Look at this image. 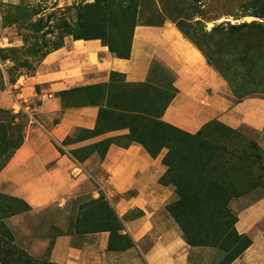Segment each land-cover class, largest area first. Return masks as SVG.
Listing matches in <instances>:
<instances>
[{
  "label": "crops",
  "instance_id": "1",
  "mask_svg": "<svg viewBox=\"0 0 264 264\" xmlns=\"http://www.w3.org/2000/svg\"><path fill=\"white\" fill-rule=\"evenodd\" d=\"M153 1L162 10V0ZM155 65L172 75L173 96L161 115L166 123L195 133L217 120L264 136V97L233 100L227 80L168 14L158 23L134 24L126 58L98 38L65 39L44 56L37 70L20 76L12 89H0V107L11 109L18 102L23 123L22 143L0 169V192L28 204V209L3 221L15 241L20 236L28 239L23 249L34 259L46 253L52 264L218 261L222 251L186 243L167 210L178 195L172 183L160 181L166 172L165 151L152 155L139 142L121 144L117 139L125 129L79 137L96 125L98 105H62L61 91L107 84L111 71L121 73L126 82H148ZM108 137L112 140L102 156L96 150L81 160L71 154ZM249 197L229 201L236 215L235 231L250 242L227 264H264V193ZM103 201L118 217L117 233L127 236L130 245L108 247L109 230L95 222L97 203Z\"/></svg>",
  "mask_w": 264,
  "mask_h": 264
},
{
  "label": "rangeland",
  "instance_id": "2",
  "mask_svg": "<svg viewBox=\"0 0 264 264\" xmlns=\"http://www.w3.org/2000/svg\"><path fill=\"white\" fill-rule=\"evenodd\" d=\"M161 4L162 10L156 7L153 0H0V89H12L13 83L20 76L37 70L44 56L67 38L79 33L96 36L123 52L137 21L158 23L168 14L176 20L182 34L198 44L214 67L235 83L234 88H229L233 100L249 95L264 97V0H162ZM147 12L148 17L145 15ZM248 17L252 19L248 20ZM242 22L247 25L231 28V25ZM153 73L148 86L129 85L122 76L114 75L107 88L95 86L85 93L101 106L108 100L111 106L119 107H109V110L101 114L99 128H104L103 132L125 129V133L117 139L121 144H127L133 138L129 128L124 126L125 122H132L133 118L141 116L146 118L143 121L147 124L146 132L141 136L150 143L154 134L169 139L175 137L169 128H162L159 134L154 131L157 127L154 121L160 119V109L172 92V75L160 65H155ZM18 109V102L11 109L0 107V162L3 149L14 143L20 129L22 133V114ZM123 109L127 111L120 112ZM211 129L207 136L209 144L225 131L215 125ZM235 130L239 136L232 135L228 151L235 149L237 144L250 152L258 151L261 154V159L253 164V170L260 171L262 178H258L256 185L241 194L250 195L247 200H251L264 193V136L247 126ZM84 134L81 132L79 137H84ZM105 144L103 142V146ZM103 146L93 145L78 152V155L82 156L92 148L103 149ZM159 150L166 152L167 148L163 146ZM205 152L196 153L202 155ZM214 156L215 161L228 160L226 167L229 170L232 168L233 158H230L229 152ZM227 178L229 176L223 180ZM229 201L228 207L235 215ZM3 202L6 201L0 196V204ZM102 207L103 211L99 215L101 221L115 225L112 208L105 203H102ZM3 216L0 212V221L5 218ZM0 236V253L6 259V264H15V253L8 246L11 243L7 244L1 231ZM25 241L27 244L28 239H22L21 236L19 241H15L13 236L12 243L21 250ZM223 253L217 262H221ZM230 256L232 253L223 261L226 262ZM36 261L35 264H49L46 253Z\"/></svg>",
  "mask_w": 264,
  "mask_h": 264
},
{
  "label": "trees",
  "instance_id": "3",
  "mask_svg": "<svg viewBox=\"0 0 264 264\" xmlns=\"http://www.w3.org/2000/svg\"><path fill=\"white\" fill-rule=\"evenodd\" d=\"M245 25H247V23L242 22L237 25H231V28H241ZM72 38L89 39L97 37L79 33L78 35H74ZM100 40L117 56L125 58L129 56L130 41L126 50L121 52L112 48L111 45L104 43L102 39ZM191 41L198 46L193 39H191ZM58 47L59 46L55 47V49ZM215 51L219 52L218 49ZM202 52L204 53L203 50ZM206 59L209 64H212L208 56H206ZM212 65L214 66V64ZM221 74L227 80L230 87L234 88L235 83L231 81L228 76L223 73ZM114 75L122 76L121 73L111 71L110 79ZM109 83L110 81L107 84L100 83L78 86L59 92L63 107L82 106L88 104L98 105L99 109L96 125L91 130H83L82 132L86 133L84 134L85 136H91L103 132L104 128H99L101 114L106 112V110H109V107L119 108L118 106H111L108 100H106L105 105L101 106L95 99L85 94L87 93V90L95 86H105L107 88ZM126 83L135 86H148L149 84L147 81ZM75 91H80L82 93L74 94L73 92ZM172 96L173 91L169 94L168 99L160 109V113L158 115L160 119L154 121L157 124L154 131L159 134V132L162 131V128H169L173 130L175 135L174 138L169 139L164 136H157L154 134L150 143V141L141 136L147 129V124L143 121L146 118L142 116L138 117L140 119L133 118L132 120L134 121L132 122H125L126 124L124 126L129 128L130 134L133 136L131 141L139 142L150 154L156 155L160 151L159 149L163 146L167 148L166 152L162 156V162L166 165V172L160 177V181L162 183H172L178 195V198L174 202L167 205L169 214L181 229L186 243L190 245H212L219 248L222 252L224 251V256L222 255L221 262L216 261L217 263L215 262L214 264H227L250 242L248 236L238 234L235 231L233 225L236 220V215L230 211L228 201L230 198L237 197L249 190L252 186H254L258 178H262L260 171L256 172L253 170V164L261 159V154L258 151L250 152L245 147L237 144H235V149L228 151L227 146L228 143L232 141V135L239 136V134L235 129L230 128L217 120L206 122L195 133H189L166 123L161 119V115ZM124 111H127V109H123L120 112ZM22 124L23 123L21 122V125ZM213 125H215L218 129H224L225 131L221 132L216 141L209 144L207 136L210 135L209 133L212 130L211 128ZM0 126H2V122H0ZM18 127H20V125H18ZM20 131L21 129L14 138V143L5 147L3 152H1L2 158L0 162V169L6 164L14 150L22 143L23 130L22 133ZM68 140L69 138H66L64 141ZM111 140V137L104 138L86 147L90 148L93 145L99 146L101 144L103 146V142H106L105 146L102 147L103 149L99 148V150H97L92 148L89 152L83 154L82 156H79L76 152H72L71 154L75 159L81 160L82 157L86 156L91 151L96 150L102 156ZM197 151L206 152L202 155H198L196 153ZM222 152H229L231 154L230 158H233L232 168L230 170L226 167L228 160H214L216 157L214 155L219 153L222 154ZM182 172L184 174H182ZM226 176H229V178H227V180H223ZM0 196L6 201L0 204V212L5 215L3 218L28 209V204L20 198L2 193H0ZM102 203L108 205L105 201L97 203L101 212L103 211ZM113 214L116 220L115 225H111L108 221L106 223H104V221L102 222L99 217V213L95 216L96 226L107 228L109 230L110 241L108 247L111 248L115 246L116 248H122L130 245L131 242L127 236L117 233V230L120 228V223L114 211ZM0 231L7 244L11 243V245L8 246L13 248V252L15 253V264H35V262H37L36 259L30 256L24 249L20 250L12 243L13 235L9 231L3 219L0 221ZM1 240L2 237L0 236V241ZM117 240L120 241L119 244H113L114 241L118 242ZM228 247L230 251L228 250ZM227 253L229 255L232 253V256L224 262L223 260L229 256H226ZM4 259L5 258L0 253L1 264H6V259ZM48 263L52 264L49 261Z\"/></svg>",
  "mask_w": 264,
  "mask_h": 264
},
{
  "label": "bare ground",
  "instance_id": "4",
  "mask_svg": "<svg viewBox=\"0 0 264 264\" xmlns=\"http://www.w3.org/2000/svg\"><path fill=\"white\" fill-rule=\"evenodd\" d=\"M229 18H230V17H229ZM247 19L250 20V19H252V18H251V17H248Z\"/></svg>",
  "mask_w": 264,
  "mask_h": 264
},
{
  "label": "built area",
  "instance_id": "5",
  "mask_svg": "<svg viewBox=\"0 0 264 264\" xmlns=\"http://www.w3.org/2000/svg\"><path fill=\"white\" fill-rule=\"evenodd\" d=\"M18 110H20V108H19ZM17 112H18V111H17Z\"/></svg>",
  "mask_w": 264,
  "mask_h": 264
}]
</instances>
